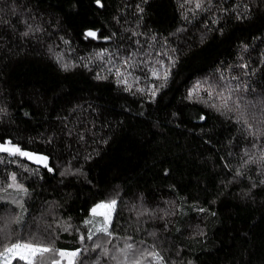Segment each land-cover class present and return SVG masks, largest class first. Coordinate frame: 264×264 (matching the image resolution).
I'll return each mask as SVG.
<instances>
[{
	"label": "trees",
	"instance_id": "obj_1",
	"mask_svg": "<svg viewBox=\"0 0 264 264\" xmlns=\"http://www.w3.org/2000/svg\"><path fill=\"white\" fill-rule=\"evenodd\" d=\"M101 2L0 0V141L54 170L0 153V184L16 173L27 189L0 190V218L20 220L0 247L37 238L53 251L33 264H68L59 252L77 249L74 264H115L80 236L90 210L116 199L111 243L101 236L109 249L134 243L163 264H264V135L209 107L203 90L239 85L233 99L254 105L241 109L264 132V0ZM25 20L40 30L23 36ZM129 56L120 83L115 67ZM169 58L177 63L153 98L151 69Z\"/></svg>",
	"mask_w": 264,
	"mask_h": 264
},
{
	"label": "snow or ice",
	"instance_id": "obj_2",
	"mask_svg": "<svg viewBox=\"0 0 264 264\" xmlns=\"http://www.w3.org/2000/svg\"><path fill=\"white\" fill-rule=\"evenodd\" d=\"M186 3H194L196 9H201L204 4L205 0H185ZM208 3H211V0H207ZM95 3L97 6L103 7V4L101 0H95ZM142 11V9H141ZM27 30L22 33L23 36L27 37L30 33H33L34 31H39L40 29L33 28L30 23H28L27 20L24 21ZM96 32L92 30H88L85 33V38H95ZM65 43H68V41H65ZM104 52L97 53L98 57H103ZM109 63L115 64L113 61H109ZM160 63V68L153 67L151 69L152 76L158 80L161 81V83L157 85H153L151 89V95L154 98L160 89L167 86L169 79L172 75V70L175 67L177 61L169 58V62L167 65H165L163 62ZM69 66L64 65V68L67 69ZM134 67L133 58L131 56L124 59L119 66L115 67V75L118 77V82L127 84V75H131V72H128L127 70L129 68ZM242 67H247V65H242ZM121 68H124L125 71L121 72ZM108 71L110 73L113 72L112 68H109ZM127 73V75H125ZM97 78H101L99 74H97ZM206 84L205 82H197L196 85L193 87V89L189 90L188 92V98H191L194 94L198 93L202 85ZM131 85H128V87L125 90H130ZM206 93L208 100L206 103H208V106L211 108H215L217 111H221L223 114L224 111L232 112L233 110L237 111L239 115L237 116V122H243L245 125H247V129L249 130L251 135H264V132H261L259 129H257L255 132H252V125L248 124V121L246 119V113L244 109H241V104H245L242 97H237L236 99H233L234 93L241 91L240 86L238 85L235 89L229 88L226 84L220 85L219 90H217L216 86H208L203 89ZM244 91H247V88L245 87L243 89ZM139 91L143 92L144 89H139ZM249 107H254V105L251 104V102H247L245 104V109ZM6 109H0V112H5ZM200 119H206V117L201 116ZM0 153H5L12 157H24L28 160L34 161L36 164L41 165L43 168L47 169L49 172L54 171L52 168L48 165V157L43 155H37L34 153H31L29 151L23 150L19 145L13 144L11 141H0ZM260 160L264 162V153H262ZM3 157H0V163H4ZM253 162L251 160L245 161V163ZM8 163H12V161H8ZM25 171H27V168H25ZM70 169H66L65 172H61L60 175H65L70 173ZM79 171V170H77ZM237 175H240V171L237 170ZM10 183H7L6 187H4L2 184H0V190L7 192L8 189H12L15 187V190L19 192H23L25 195H27V189L24 188L22 184L16 183L18 180V177L16 173H11L9 175ZM264 183V181H262ZM15 203H20V201H14ZM116 205L117 200L112 199L107 202H101L96 204L90 211L93 215H101L104 217V222L100 226H96L92 224L91 220H86L84 222L85 227L87 228V232L84 235L80 236L81 242L85 240L92 241V252H97L100 257H102L105 261L111 260L114 261L115 264H153V261L158 262V264H163V257L158 253L154 251H150L147 248L138 249L135 247L134 243H125L121 248L119 249H109L107 248L102 242H101V236L109 238L108 243H111V237H113V232L110 231V228L112 226V216L116 211ZM98 209H106L105 212H99ZM144 213H141L143 215ZM20 223L19 218H12L9 220H4L3 218H0V233L3 234L4 238L7 239L9 236L8 228L10 227L11 223ZM91 225V226H90ZM129 240H131V237H128ZM53 251L49 247L43 246L37 238H34L33 243H20V242H14L11 244L10 247L5 248V252L12 254L11 258L9 260L5 261V264H12L13 260L19 259L21 261H27V264H33L32 260L29 257H36L39 253L44 252H51ZM87 251V249L85 250ZM81 254V250L77 249L73 252H64L60 251L59 256L60 257H76ZM54 264H59V261H54ZM68 264H74L72 259H69ZM97 264H99V261H97Z\"/></svg>",
	"mask_w": 264,
	"mask_h": 264
},
{
	"label": "rangeland",
	"instance_id": "obj_3",
	"mask_svg": "<svg viewBox=\"0 0 264 264\" xmlns=\"http://www.w3.org/2000/svg\"><path fill=\"white\" fill-rule=\"evenodd\" d=\"M24 158V157H23ZM27 159V158H26ZM28 160V159H27ZM29 161H32V160H29ZM34 162V161H33ZM116 207H117V205H116ZM105 211H107L106 209H98V213L99 212H105ZM115 214V213H114ZM114 214H113V216H112V220H113V217H114ZM91 221H93V222H98V225L100 226L103 222H104V217L103 216H101V215H98V214H96V215H93L92 216V220ZM125 243L123 242L122 244H118L117 246H116V249H119V248H121L123 245H124ZM40 254V253H39ZM11 255L12 254H10V253H7V252H5V249L4 248H2V247H0V264H5V261L6 260H9L10 258H11ZM32 261L35 259V257H29ZM73 257H68L67 256V262L69 261V259H72ZM27 262V261H26ZM153 264H158V262H156V261H153Z\"/></svg>",
	"mask_w": 264,
	"mask_h": 264
},
{
	"label": "water",
	"instance_id": "obj_4",
	"mask_svg": "<svg viewBox=\"0 0 264 264\" xmlns=\"http://www.w3.org/2000/svg\"><path fill=\"white\" fill-rule=\"evenodd\" d=\"M96 34H97V32H96ZM97 38H98V34H97L96 37L93 38V39H94V40H97ZM105 42H108V41H105Z\"/></svg>",
	"mask_w": 264,
	"mask_h": 264
}]
</instances>
